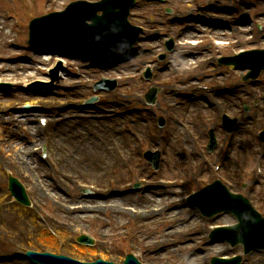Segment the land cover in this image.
<instances>
[{"label": "rangeland", "instance_id": "1", "mask_svg": "<svg viewBox=\"0 0 264 264\" xmlns=\"http://www.w3.org/2000/svg\"><path fill=\"white\" fill-rule=\"evenodd\" d=\"M68 1L71 0H42L35 9L40 13H44V9L57 10ZM138 1L132 11L133 23L147 24L151 30L166 27L172 30H166L159 38L151 31L147 33L138 48L140 54L120 68L104 71L94 62L61 60L62 71L58 76L59 79L62 77L67 91L61 88L53 96L43 97L27 88L33 81L48 82L51 77L48 70H53L58 59L41 57L27 50L24 42L26 12L17 0H0V83L11 84L12 88L0 94V117L6 118L0 120V206L3 208L0 264H28L15 257L24 248L66 254L87 262L102 257L116 264L130 253L141 256L144 264H208L211 257L239 254L241 247L229 250L225 245L208 246L206 242L210 226L232 224L234 220L222 215L204 219L198 212L184 206L189 194L219 176L226 178L232 191L246 196L264 215V147L253 140L261 124L253 104L264 94V74L258 85L243 83L246 73L215 67V60L210 64L203 61H212L216 55L210 44L204 42V45L194 47L188 45L186 39L192 37L194 42H199L203 41L206 32H217L225 36L218 54L226 56L236 51L264 48V0H226L213 14L200 12L193 0H168L167 5ZM208 3L209 0H202L203 5ZM166 8L173 11L171 17H180L181 20L170 24L164 13ZM261 12L263 15H258ZM11 13L18 18L13 24L7 18ZM189 16H193V20ZM202 19L223 26L209 28ZM169 36L180 40L183 46L159 64L161 75L158 78L161 79L157 78L155 82L163 87L162 96L158 97L156 107L145 110L142 94L146 84L140 72L153 59L156 62L155 55L161 52ZM201 52H205L204 56L196 58ZM103 76L119 81L115 92L103 94L98 100V105L112 107V122L95 124L73 119L70 122L41 123L43 119H57L61 110L63 117L82 114L79 110L81 100L91 95L92 82ZM185 77L191 81L185 82ZM174 84L178 86L177 91L170 86ZM240 84L245 87H236ZM231 89L233 93L229 92ZM206 95H212L216 102L212 103ZM188 101H194L192 108ZM26 102L52 108V116L33 111L23 115L21 121L11 120L18 115V107ZM217 102L222 104L217 105ZM243 102L249 105L250 112L240 116L241 126L231 137L219 136L217 150L212 156H206L201 151L203 135L212 124L206 125L204 119L212 117L217 125V116L221 112L234 115ZM172 103L180 106L175 109ZM261 105L259 103L260 108ZM175 112H182L185 125H174L170 121L165 132L154 128L156 115ZM191 113L193 116L189 115ZM91 128L94 130L92 138L87 135L80 139L76 137L77 131L84 133ZM108 133L115 136L112 137L114 145L108 140ZM198 135H202V140ZM98 139L103 140L101 145ZM37 145L44 147L50 161L40 162L34 156L28 161L24 154L14 151L17 146H24L27 152ZM157 147L165 150V163L157 173H152L141 155L146 148ZM116 148L128 159L127 164H122L116 157ZM95 150L106 154L102 164V160H96L92 167L87 159ZM177 151L184 152V155L177 156ZM130 158L134 164L129 163ZM190 158L192 164L203 160L205 168L187 167ZM22 159L26 165L17 162ZM53 160L56 172L50 169ZM136 164L137 170L133 167ZM109 165L118 170L110 169ZM216 167L218 171H215ZM259 168L262 174L258 173ZM119 169L123 170L121 174ZM7 171L22 181L31 199L30 208L20 207L10 199L5 181ZM59 176L62 177L60 181ZM139 178L147 183L137 193L129 194L126 191L129 185ZM159 180H165L166 184H160ZM58 182L61 184L57 185ZM237 182L240 183L236 186ZM82 183L96 186L99 195L110 199H84L77 187ZM242 183L247 184L244 190L241 189ZM120 192L122 196L117 195ZM144 196L148 199H142ZM77 205L84 206L85 210L73 211ZM97 205L101 208L91 209ZM82 231L101 242L93 249V255L79 253L71 247L75 245L74 238ZM42 233L56 238L57 248L41 243L38 239ZM152 241L158 243L151 246ZM243 264H264V253L243 257Z\"/></svg>", "mask_w": 264, "mask_h": 264}, {"label": "bare ground", "instance_id": "2", "mask_svg": "<svg viewBox=\"0 0 264 264\" xmlns=\"http://www.w3.org/2000/svg\"><path fill=\"white\" fill-rule=\"evenodd\" d=\"M105 150H108L107 148ZM105 154L102 151L95 150L93 153L89 156L87 161H90V164L92 167L96 165L95 161L96 160H102L101 164L104 162ZM41 243H45L50 247L57 248V239L50 236L47 233H42L38 239ZM74 250H76L79 253H85V254H90L93 255L94 250L88 247H82L80 245H73L71 246Z\"/></svg>", "mask_w": 264, "mask_h": 264}]
</instances>
